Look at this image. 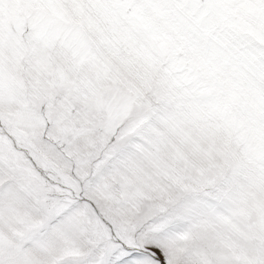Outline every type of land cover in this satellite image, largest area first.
Listing matches in <instances>:
<instances>
[{"label":"snow or ice","instance_id":"1","mask_svg":"<svg viewBox=\"0 0 264 264\" xmlns=\"http://www.w3.org/2000/svg\"><path fill=\"white\" fill-rule=\"evenodd\" d=\"M0 264H264V0H0Z\"/></svg>","mask_w":264,"mask_h":264}]
</instances>
